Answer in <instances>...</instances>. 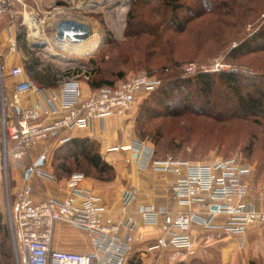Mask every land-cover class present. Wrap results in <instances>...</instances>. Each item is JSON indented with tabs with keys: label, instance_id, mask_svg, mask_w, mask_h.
<instances>
[{
	"label": "rangeland",
	"instance_id": "374dc122",
	"mask_svg": "<svg viewBox=\"0 0 264 264\" xmlns=\"http://www.w3.org/2000/svg\"><path fill=\"white\" fill-rule=\"evenodd\" d=\"M167 2L172 4L165 5L163 0H22L13 9L19 14L1 18L0 29L7 36L11 31L19 45L9 60L14 57L24 75L40 88L59 90L63 83H78L85 98L94 93L93 82L118 85L142 74L154 78L158 81L155 91L141 95L124 117H116L122 120L119 130L131 142L152 149L157 162L202 164L238 159L251 169L255 187L264 188V41L236 51L264 32V0ZM68 19L91 28L89 41L70 45L56 39L57 24ZM133 32L139 33L129 37ZM82 45L86 47L81 51L75 49ZM12 67L4 65L2 70L6 74ZM228 72L237 73L238 85L221 78ZM200 73L214 77L215 86L209 93L198 82ZM174 83L177 86H170ZM237 90L244 97L242 104ZM251 97L261 100L262 106H244ZM2 138L0 117V165L4 168L0 176V264H25L11 224L19 190ZM94 141L101 151V143ZM44 144L52 160L65 145L54 137ZM64 170L109 182L116 178L112 171L98 175L82 159ZM52 174L67 177L54 166ZM200 247H210V238ZM215 259L214 264H219L218 254Z\"/></svg>",
	"mask_w": 264,
	"mask_h": 264
},
{
	"label": "built area",
	"instance_id": "2783aa9c",
	"mask_svg": "<svg viewBox=\"0 0 264 264\" xmlns=\"http://www.w3.org/2000/svg\"><path fill=\"white\" fill-rule=\"evenodd\" d=\"M22 0H0V16L14 15V7ZM11 76L24 75L21 67H13ZM158 81L147 75H137L122 81L114 88L100 89L88 99H82L78 83H63L57 91H44L31 81L16 84L12 101L6 96L3 70L0 63V117L3 127V145L7 157L10 145L12 157L17 163L31 160V153L51 137L66 133L89 130L96 121L104 123L115 117H124L133 110L141 95L155 91ZM30 92L42 96L39 105L19 110L22 97ZM71 138L63 137L65 144ZM115 151H128L137 156V161L151 163L163 173L176 175L173 193L178 206L188 212L174 215L167 238L158 240L152 249L173 247L191 250L194 242L190 231L194 226L204 231L217 227L231 234H243L251 227L264 225V210L250 201V195L257 190L250 179L251 169L238 159H218L209 163L190 164L181 161L154 160L152 149L142 142H131L127 146L115 147ZM131 158L127 163L133 162ZM37 179H53L46 174L38 162L31 161L27 167ZM4 168L0 165V172ZM78 175L71 179L74 197L64 200L49 197L36 202L33 188L24 186L20 200L11 213V224L25 254V264H124L128 246L120 237L122 224L106 222L100 209V198L93 192L79 188ZM133 200V193L126 192L122 198L126 211ZM216 206L217 210H212ZM146 222L153 220L156 209L143 210ZM224 218L221 225L216 221ZM66 225L82 231L92 240L95 251L79 254L61 251L54 246L57 225ZM129 229L137 223L128 219Z\"/></svg>",
	"mask_w": 264,
	"mask_h": 264
},
{
	"label": "crops",
	"instance_id": "0c3cea01",
	"mask_svg": "<svg viewBox=\"0 0 264 264\" xmlns=\"http://www.w3.org/2000/svg\"><path fill=\"white\" fill-rule=\"evenodd\" d=\"M18 14L19 12L14 11L15 16ZM4 16H0V19ZM18 46V42L11 31L7 36L0 29V63L2 68L4 65H11L21 67L24 70L18 62H15L14 57L12 61L9 60L12 54L17 53ZM10 71H7L6 74L3 72V83L9 101L13 100L16 82L31 80L37 85V82L32 80L26 73L23 78L18 80V78L11 76ZM38 88L44 91L54 90L51 88ZM83 93H85L84 90ZM90 96L91 92L88 97L84 98L82 96V99H87ZM41 101L42 96L40 93L30 92L22 97L21 102L18 104L19 110L35 107ZM121 121L116 117L110 118L104 123L96 121L89 130L78 131L79 134L78 132L60 134L54 138L56 141H60L67 136L71 138L70 140L90 138L101 143L103 160L115 170L116 178L114 181L104 182L84 174H74L73 176L78 175L80 177L79 188L91 191L100 198L99 206L106 222L122 224L120 237L128 246L124 264H214L216 254L220 258L219 264H254L252 262L264 264V225L248 228L243 234H231L219 227L204 231L200 227L194 226L190 231L194 247L190 251L169 246L152 249L158 240L167 238L174 215L180 212H188L189 209L178 206L176 203L173 193V186L177 179L176 175L163 173L154 168L151 163L137 161V156L132 152L113 150L115 147L127 146L131 143V140L119 130ZM43 144L32 151L31 160L22 163L13 160V145H10L7 157H10L14 164L12 178L16 182V190H19L17 204L22 189L26 185L32 186L33 198L36 202L41 201L47 195L60 200L73 197L79 203L81 199L74 197L75 195L72 193L71 179L73 176L71 178L56 179L52 174L53 160L50 158V148L43 147L45 145ZM131 158L134 161L127 163V160ZM41 159H43L41 168L53 179H37L33 175L26 179L29 163L31 161L39 162ZM21 172H23L22 175ZM1 185L0 181V188ZM126 192L133 193V200L128 209L124 211L122 198ZM1 196L0 190V198ZM249 199L260 210H264V188L259 187L252 192ZM149 207L156 209V215L152 216L153 220L151 222H146L143 220L141 213ZM131 218L137 223L133 230L129 229L128 226V219ZM224 221V218H219L216 224L221 225ZM207 238H210V247H200ZM54 246L61 251L79 254H92L95 251L92 240L86 233L61 224L57 225L55 229ZM23 256L25 259L24 253Z\"/></svg>",
	"mask_w": 264,
	"mask_h": 264
},
{
	"label": "trees",
	"instance_id": "16d2710c",
	"mask_svg": "<svg viewBox=\"0 0 264 264\" xmlns=\"http://www.w3.org/2000/svg\"><path fill=\"white\" fill-rule=\"evenodd\" d=\"M163 3L165 5L172 4L170 2H167V0H163ZM178 7H174L173 10L176 11ZM133 16L130 17V30L133 31ZM139 33V32H136ZM135 32L133 34L128 35L129 37L135 36ZM259 41H264V32L254 36L250 41L245 42L238 50L236 51H241L245 49H250V45L252 42H259ZM120 78H124V74L121 73ZM221 78L225 80L227 84H232V85H238L239 84V77L237 73L235 72H228V73H223L221 75ZM198 82L202 84L204 93H209L211 89L215 86V80L213 75L205 74V73H200L197 76ZM117 84L109 81H101V82H96V83H91V89L95 92L100 89L104 88H114ZM170 86H177V83H174ZM231 86V85H230ZM237 96H239V101L240 103H244V97L240 95V91H236ZM247 104V105H246ZM246 104H243L244 106H249V108L252 107H259L262 106L261 100L259 99H253L252 97L249 98V101H246ZM185 107V106H184ZM155 157V155H154ZM153 157V158H154ZM84 160L90 167L91 170L93 169L98 175L101 172L105 171H112L115 173V170L112 166L107 164L101 155L100 151V144L94 141L93 139L90 138H74L70 140L69 142L65 143V145L61 148L58 149V151L55 154V157L53 159V166L58 170L61 171L63 174H65L67 177H72L74 174H81V173H73L72 175L70 173H67L64 169H67V166H70L71 162L77 161V160ZM116 174V173H115ZM70 175V176H69ZM86 175V174H85ZM91 177L90 175H86ZM56 177V176H55ZM95 179H98L100 181L104 182H109L108 180H104L100 177H92ZM56 179H61L57 178ZM0 222H1V215H0Z\"/></svg>",
	"mask_w": 264,
	"mask_h": 264
},
{
	"label": "water",
	"instance_id": "95a60500",
	"mask_svg": "<svg viewBox=\"0 0 264 264\" xmlns=\"http://www.w3.org/2000/svg\"><path fill=\"white\" fill-rule=\"evenodd\" d=\"M56 39L62 43L67 42L70 45H80L83 44L92 37L91 28L83 22H78L75 20H63L60 21L56 26ZM43 164V159L38 162L40 167ZM32 170L29 169L26 172V179L30 177ZM212 210H217V207H212Z\"/></svg>",
	"mask_w": 264,
	"mask_h": 264
},
{
	"label": "bare ground",
	"instance_id": "6f19581e",
	"mask_svg": "<svg viewBox=\"0 0 264 264\" xmlns=\"http://www.w3.org/2000/svg\"><path fill=\"white\" fill-rule=\"evenodd\" d=\"M84 47H86V46L82 45V46H78L77 48L75 47V49H79L81 51Z\"/></svg>",
	"mask_w": 264,
	"mask_h": 264
}]
</instances>
